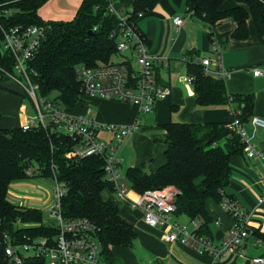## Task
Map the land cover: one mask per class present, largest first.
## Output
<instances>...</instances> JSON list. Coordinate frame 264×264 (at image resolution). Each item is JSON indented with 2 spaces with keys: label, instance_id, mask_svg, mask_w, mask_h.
Wrapping results in <instances>:
<instances>
[{
  "label": "trees",
  "instance_id": "trees-1",
  "mask_svg": "<svg viewBox=\"0 0 264 264\" xmlns=\"http://www.w3.org/2000/svg\"><path fill=\"white\" fill-rule=\"evenodd\" d=\"M48 0H0V22L6 27L42 25L46 34L33 62L35 81L44 95H53L68 112L87 107L83 101L76 67L108 65L118 54L112 34L118 30V20L108 13L106 0H83L70 21H44L39 10ZM226 0H186L187 11L204 21L213 40L224 43L229 37H248V20L253 18L259 36L264 42V0H235L244 6L221 11ZM159 0H134L135 13L150 12ZM226 19L237 24L231 34L219 35L215 26ZM94 26L98 30L90 35ZM188 74L197 103L202 107L237 103L243 123L253 117V94L231 95L226 80L207 75L203 64L188 61ZM0 65L11 69V64L0 57ZM0 81L4 78L0 76ZM10 93L15 91L1 86ZM7 88V89H6ZM84 99V98H83ZM225 124H187L171 122L165 125V163L155 172L143 167H131L125 178L132 190L143 194L147 190L172 188L176 192V215L200 222L198 233L213 239L210 233L212 217L207 201L220 203L228 196L226 189L232 178L230 160L245 155V144L239 135ZM75 147L68 136L52 133L41 127L25 131L22 127L6 128L0 114V264H11L6 249L9 245H24L40 238L58 235L57 227L43 223L42 210L14 205L8 199L10 186L35 177L50 178L64 185L61 212L65 220L86 218L97 228L101 255L109 264H118L114 248H132L137 234L131 224L120 215V209L103 192H114L107 180L105 160L100 156L69 158ZM231 198V197H230ZM254 236L264 243V234L254 229ZM24 264H46L43 256L28 255Z\"/></svg>",
  "mask_w": 264,
  "mask_h": 264
},
{
  "label": "built area",
  "instance_id": "built-area-1",
  "mask_svg": "<svg viewBox=\"0 0 264 264\" xmlns=\"http://www.w3.org/2000/svg\"><path fill=\"white\" fill-rule=\"evenodd\" d=\"M108 13L118 20V30L112 34L116 40L118 54L125 60L121 63L111 62L108 65L76 67L77 79L80 83L81 97L84 99H107L128 103L140 112L153 113L157 102L166 99L171 94L168 86H159L155 79V67L163 59L152 56L144 35L141 33L138 21L145 16V12L135 13L131 3L134 0H106ZM0 16L8 15L9 11L1 9ZM183 19L177 17L175 25L179 30ZM94 26L92 32H96ZM46 34L42 25L11 26L6 28L0 22V57L11 64V69L0 65L1 86L14 84L20 87L24 96L32 103L37 119L28 120L22 128L27 131L41 127L50 129L52 133H59L70 137L75 147L67 154L69 158H85L100 156L104 158V170L107 180L114 186L115 193L120 198L127 196V188L123 183L120 171L118 152L126 139L135 132L139 124L117 126L101 124L91 114L73 113L65 110L53 95H44L40 85L35 81L37 76L33 62L41 48ZM214 50L218 51L215 44ZM127 52L130 55L125 56ZM221 60V57L220 59ZM207 75H213L227 80L231 72L222 62L211 69L212 61H202ZM255 76H264V71L254 69ZM192 84L193 77L188 76ZM88 108L92 105L88 104ZM231 120L226 128L240 136L245 144L244 152L247 158L259 159L261 151L253 144L241 121V113L230 110ZM251 124L255 130L264 131V118L253 117ZM108 135L107 137L104 136ZM264 187V179L261 180ZM54 191L55 206L52 213L59 221V233L51 238H40L24 245H9L6 254L11 264H24V257L28 255L43 256L46 264H109L101 255L97 228L86 218L65 220L61 212V198L65 194L64 185L56 182ZM176 192L172 188L147 190L139 195L137 201L132 202V209L142 212L144 222L153 228L166 227L163 240L167 243H181L189 246L200 255H210L212 264H221L227 257H238L251 264H264V255L249 258L245 250L249 246L257 247L263 242L254 236L250 220L251 215L243 211L233 198L224 196L222 208L233 220L232 227L221 243H215L209 237L198 233L200 222L192 220L194 229L189 230L177 222H171L176 213ZM264 201L262 198L261 202Z\"/></svg>",
  "mask_w": 264,
  "mask_h": 264
},
{
  "label": "crops",
  "instance_id": "crops-1",
  "mask_svg": "<svg viewBox=\"0 0 264 264\" xmlns=\"http://www.w3.org/2000/svg\"><path fill=\"white\" fill-rule=\"evenodd\" d=\"M52 1L56 6L61 0ZM66 2L68 7L65 11H67L57 10V14L52 15L54 18L70 15L68 21L72 20L83 0H66ZM239 6L246 7L235 0H226L220 10L226 11ZM177 17L183 19L179 30L175 25ZM138 25L151 55L163 59V62L155 67V79L159 86H168L171 89L170 96L157 102L154 112L149 114L140 112L138 108L128 103L101 98L89 101L88 104L92 106L84 107L79 111V113L91 114L101 124L130 126L138 122V129L126 139L119 150L121 170L123 169L122 161L127 167L126 172L131 167H145V160L153 157L157 145H160L157 143L161 142L163 153L158 159L157 167L151 168L152 172L158 170L165 163L166 145L162 142L167 137V131L164 127L171 122L200 125L225 124L231 120V109L242 112L237 103L200 106L192 84L187 79L188 61L197 63L200 60L202 64L204 59H210L213 71H215V65L219 61L222 62L223 66L231 72V77L225 81L228 93L231 95L253 94L255 97L253 117L264 118V76L254 75V69L264 71V42L257 32L252 17L248 20L247 38L229 37L224 43L213 40L209 35L208 25L187 11L186 0H159L155 7L138 21ZM236 28L235 22L226 19L219 22L214 30L219 35H227L234 32ZM215 44L218 51L214 50ZM220 57L221 60H219ZM10 119L2 118L4 127L19 128L28 121L22 119L19 114L16 118ZM244 128L251 142L261 151L262 157L253 159L243 155L233 156L230 160L232 178L226 193L243 211L251 215V226L264 234V201L261 202L264 198V187L261 183L264 179V131L255 130L251 120L244 123ZM104 136L108 135L104 134ZM105 191L109 194L110 200L118 205L121 217L133 226L137 234L136 245L134 242L132 248H114L115 255L118 257L120 254L124 259L121 264H212L213 259L210 255H200L189 246L178 242H165L163 236L166 233V227L148 226L143 220L142 212L139 209H132V202L139 199V194L132 190L130 195L127 193L125 198H120L115 191ZM105 191L103 197L108 199L109 197L104 196ZM207 209L212 217L210 225L212 240L215 243H221L227 237L233 220L221 204L213 199L207 201ZM183 217L187 219L182 222L180 219ZM171 222H177L189 230L194 229L192 220L186 216L174 214ZM259 246L264 247V243ZM245 254L253 258L263 256L264 251L261 252L249 246ZM242 261L251 264L249 261Z\"/></svg>",
  "mask_w": 264,
  "mask_h": 264
},
{
  "label": "rangeland",
  "instance_id": "rangeland-1",
  "mask_svg": "<svg viewBox=\"0 0 264 264\" xmlns=\"http://www.w3.org/2000/svg\"><path fill=\"white\" fill-rule=\"evenodd\" d=\"M66 0H61L59 5L54 6V1L48 0L39 10L40 17L48 22V21H68L70 19V15L64 16V18H54L52 15L57 14V10H64L67 8ZM76 13V12H75ZM64 14V13H63ZM73 16V15H72ZM61 17V16H58ZM58 19V20H55ZM125 56L130 55V52L124 54ZM125 60V58L120 54H115L112 58V62L114 63H121ZM8 87L13 89L15 92L10 93L4 88H0V114L2 118L9 119L16 118L19 114L22 119L30 120V119H37V115L33 108H31L32 103L24 96V93L20 87L14 84H8ZM7 89V88H6ZM12 95V96H11ZM83 101H92L89 99H83ZM97 105V104H96ZM94 105V106H96ZM81 107L78 106L76 110L81 111ZM20 111V112H19ZM165 140H163L162 144L166 145ZM157 148L160 150L155 149L153 153V157L147 158L145 160V167L144 170L147 173L152 172V167H157L158 159L162 155L163 150H161V142L157 143ZM119 157L121 156L120 152H118ZM156 158V159H155ZM155 159V160H153ZM123 169L121 171L122 175L126 173L127 167L122 161ZM123 175V183L125 184L128 194L130 195L132 192V188L130 184L126 181L125 176ZM56 181L50 178L44 177H35L26 179L23 181H18L13 183L8 192V199L16 206L20 207H30V208H37L42 210L43 216V223L46 226H53L58 227L59 221L57 220L56 216L53 215L52 209L55 206L54 202V191L56 189ZM105 197H109V194L105 191ZM108 199H111L110 197ZM136 198H134L135 200ZM187 218H182L180 221H184ZM136 245V242H135ZM253 247V246H252ZM256 250H260L261 252L264 251V247L259 246L254 247ZM101 250V246H100ZM247 255V254H246ZM118 264H121V261L124 262L123 257L119 254ZM221 264H246L244 261L239 259L238 257H227L221 260Z\"/></svg>",
  "mask_w": 264,
  "mask_h": 264
},
{
  "label": "water",
  "instance_id": "water-1",
  "mask_svg": "<svg viewBox=\"0 0 264 264\" xmlns=\"http://www.w3.org/2000/svg\"><path fill=\"white\" fill-rule=\"evenodd\" d=\"M90 35H94L92 31L89 32ZM197 64H200V60L197 61Z\"/></svg>",
  "mask_w": 264,
  "mask_h": 264
}]
</instances>
